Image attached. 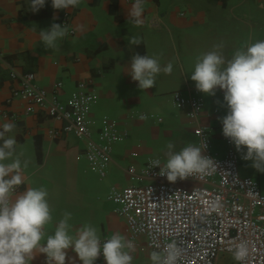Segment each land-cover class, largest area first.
<instances>
[{
    "label": "crops",
    "instance_id": "0c3cea01",
    "mask_svg": "<svg viewBox=\"0 0 264 264\" xmlns=\"http://www.w3.org/2000/svg\"><path fill=\"white\" fill-rule=\"evenodd\" d=\"M133 3L80 0L76 7L55 10L51 0H45V6L34 13L28 8L29 0H0V130L6 122L16 124L5 138L14 136L17 141L13 159L20 157L24 181L17 192L28 187L46 188L51 215L72 214L69 234L73 236L84 224H91L100 239L116 232L127 238L114 204L107 201L110 206L102 207L96 200L99 193L106 199L111 186L133 184L127 168H139L150 159L147 144L132 142L129 135L149 131L154 140H164L166 145L172 142L179 151L189 143L197 146L193 128L207 126L212 128L213 148L223 151L219 119L226 115L223 92L217 89L214 96L202 93L204 107L194 123L188 120L185 108L172 104L170 93L191 94L195 82L190 76L196 58L212 51L214 45L222 44L223 54L230 58L237 49L264 40V0H145L140 24L128 19ZM65 13L69 15L68 35L56 48L46 49L40 30L52 23L61 24ZM131 37H140L142 43L129 44ZM135 53L158 58L161 67L171 62L172 73H159L155 86L141 91L128 74ZM11 69L34 73L35 84L48 93L61 82L58 93L63 101L69 100L79 79H90L96 97L89 113L92 138L97 139L98 130L106 124H113L121 134L109 146L110 160L103 177L83 156L78 157L84 140L71 134L51 137L48 129L59 128V121L40 110L26 113L27 102L10 97L11 90L19 87V80L9 74ZM142 114L147 119L141 120ZM25 160L27 168H23ZM57 224L44 226L41 244L47 235L54 234ZM66 253L65 264H82L71 248ZM134 253L135 248L130 254ZM34 255L30 264H47L46 254L37 250ZM94 264H106L103 255Z\"/></svg>",
    "mask_w": 264,
    "mask_h": 264
},
{
    "label": "built area",
    "instance_id": "2783aa9c",
    "mask_svg": "<svg viewBox=\"0 0 264 264\" xmlns=\"http://www.w3.org/2000/svg\"><path fill=\"white\" fill-rule=\"evenodd\" d=\"M68 22L69 15L65 13L61 24L67 26ZM9 74L19 80V87L11 90L10 97L24 99L26 113L40 110L59 121V128L48 129L51 137L71 134L84 140L83 152L78 157L83 156L103 177L110 160L109 146L121 134L113 124H106L98 130L97 139L92 138L89 113L96 97L90 79H79L69 93V100L63 101L58 93L61 82L48 93L35 84L32 72L18 73L11 69ZM170 98L175 107L186 109L190 123L197 120L204 107L202 92L195 87L188 96L173 91ZM193 134L197 146L205 139L207 147L203 154L218 163L215 172L169 182L166 176L159 175L158 167L151 168L153 159H147L139 168H127L135 180L133 184L109 188L105 198L123 219L127 239L132 240L134 248L141 245L149 252L162 253L175 241L182 250L176 264H217L220 256H233L229 249L244 241L248 255L243 264H264V193L255 178L242 175L239 170L238 157L243 149L237 152L234 144L223 136V151L215 150L212 128L207 126L194 127ZM109 238L103 237L101 244ZM228 264L240 262L233 260Z\"/></svg>",
    "mask_w": 264,
    "mask_h": 264
},
{
    "label": "clouds",
    "instance_id": "9594fccd",
    "mask_svg": "<svg viewBox=\"0 0 264 264\" xmlns=\"http://www.w3.org/2000/svg\"><path fill=\"white\" fill-rule=\"evenodd\" d=\"M79 3L80 0H51L55 10L76 7ZM144 4L145 0H134L128 19L140 24ZM44 6L45 0H29L28 8L34 13ZM67 35V26L60 23H52L40 30L46 49L56 48L58 41ZM128 43L139 46L142 41L140 37H131ZM222 48V44L214 45L212 51L198 56L190 79L195 82L196 90L204 94L214 96L217 89L223 92L227 106V114L219 118L223 136L234 144L237 152L246 149L242 159L250 160L251 167L264 173V40L237 49L230 58L225 57ZM172 71L171 62L161 67L158 58L135 53L128 74L143 91L155 86L159 73L171 74ZM140 119L145 120L147 116L142 114ZM15 128L14 122H6L0 130V264H30L37 250L46 254L47 264H65L69 248L82 264H94L101 254L106 264H131L132 240L116 232L101 244L98 230L91 224H84L75 236L70 235V212L63 214L54 234L47 235L46 242L41 244L45 238L44 226L52 221L48 191L41 186L17 192L24 182L21 159L19 156L13 159L17 144L15 137L5 138L6 133ZM206 147L204 139L200 146L189 143L175 151V145L169 142L166 162L162 165L161 159L156 158L150 161V166L158 167L159 175L166 176L169 182L196 174H211L217 170L218 163L203 154ZM9 160L11 162H6ZM28 163L25 160L23 168H27ZM181 251L173 241L163 253L152 251L150 258L153 264H176ZM229 251L235 261L243 264L248 255L247 243L240 241Z\"/></svg>",
    "mask_w": 264,
    "mask_h": 264
},
{
    "label": "rangeland",
    "instance_id": "374dc122",
    "mask_svg": "<svg viewBox=\"0 0 264 264\" xmlns=\"http://www.w3.org/2000/svg\"><path fill=\"white\" fill-rule=\"evenodd\" d=\"M129 137H130V141L132 142L147 144V146L149 147L147 153L148 155L149 154L151 155V157H149L150 159L151 158L155 159L156 156H160L162 158L161 159L162 163L166 162V156H165L166 144H164V140H154L156 138L151 137V134L149 133V131L141 132L136 135L132 134L131 136L129 135ZM127 151L129 152V149H127ZM244 151H246V149H243V152ZM243 152L238 157V167L241 170H245L253 174V178H255L259 182L261 190L263 191L264 190V173L258 172L253 167H251L252 162L250 160L249 161L243 160L242 159ZM97 191L98 190L96 189V192ZM97 196L98 197L96 201L98 202V204H100L102 207L110 206L107 200L103 199V195L101 193H99ZM62 217L63 216H59L58 214H56L55 216L52 215V221L50 223H53V222L58 223ZM134 254L135 255L132 256L133 257L132 262H131L132 264H153L150 258L151 252L145 250L143 247H141V245L135 246ZM233 260H234L233 256L231 255H222L220 256L218 260V264H228L232 262Z\"/></svg>",
    "mask_w": 264,
    "mask_h": 264
}]
</instances>
